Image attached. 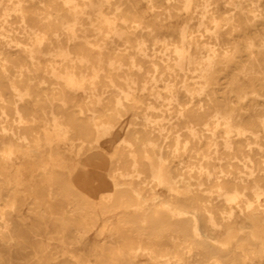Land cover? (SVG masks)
Segmentation results:
<instances>
[{
    "label": "bare ground",
    "instance_id": "1",
    "mask_svg": "<svg viewBox=\"0 0 264 264\" xmlns=\"http://www.w3.org/2000/svg\"><path fill=\"white\" fill-rule=\"evenodd\" d=\"M0 264H264V0H0Z\"/></svg>",
    "mask_w": 264,
    "mask_h": 264
},
{
    "label": "rangeland",
    "instance_id": "2",
    "mask_svg": "<svg viewBox=\"0 0 264 264\" xmlns=\"http://www.w3.org/2000/svg\"><path fill=\"white\" fill-rule=\"evenodd\" d=\"M143 7V6H142ZM66 160H71L72 157L68 154H63ZM80 176L84 179H92L94 184H96V181L104 180V175L102 171H95V170H88L87 168H84L83 170H79ZM90 242H94L95 238L94 235H91Z\"/></svg>",
    "mask_w": 264,
    "mask_h": 264
}]
</instances>
